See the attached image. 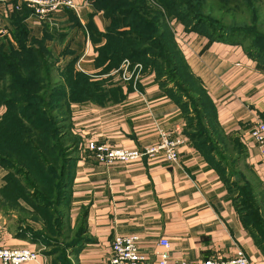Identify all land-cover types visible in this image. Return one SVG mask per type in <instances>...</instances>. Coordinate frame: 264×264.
<instances>
[{
  "label": "crops",
  "instance_id": "1",
  "mask_svg": "<svg viewBox=\"0 0 264 264\" xmlns=\"http://www.w3.org/2000/svg\"><path fill=\"white\" fill-rule=\"evenodd\" d=\"M17 2L0 0V35L7 52L18 48L12 17ZM76 2L80 16L70 8L45 20L31 14L23 32L29 43H42L55 54L61 72L72 68L86 73L98 87L67 101L71 131L78 141L69 189L70 219L73 225L84 222L89 239L73 255L74 263L109 264L112 241L121 233L138 235L140 250L152 258L161 249L159 240L166 237L176 260L228 259L241 249L250 264H264L263 252L240 219L227 175L186 134L183 109L163 86L165 77H159L155 63L136 62L142 69L135 80L124 79L123 65L105 71L99 57L109 43L106 32L112 19L92 0ZM117 26L124 27L121 15ZM169 27L183 67L198 79L218 127L242 145L244 164L264 194V152L250 136L251 129L264 121V63L250 56L243 43L211 39L176 19ZM79 60L83 70L77 68ZM6 110L0 103V117ZM162 132L186 139L177 163L163 154L106 163L87 147L95 141L144 148L159 143ZM18 218L0 208V244L37 250L35 261L22 264H45L39 244L26 238V224Z\"/></svg>",
  "mask_w": 264,
  "mask_h": 264
},
{
  "label": "trees",
  "instance_id": "2",
  "mask_svg": "<svg viewBox=\"0 0 264 264\" xmlns=\"http://www.w3.org/2000/svg\"><path fill=\"white\" fill-rule=\"evenodd\" d=\"M257 1L92 0L113 23V26L107 29L109 43L101 48L99 64L108 71L119 67L125 58H129L133 63H155L159 77H165L163 86L183 109L187 121L186 134L210 162L224 172L230 170L229 173L225 172L228 180L234 175L230 167L235 166L226 160L224 154L234 151L243 159L242 145L227 138L218 127L211 108L204 100V90L198 79L183 67L179 51L172 41L169 21H181L187 29L198 31L214 40L243 43L250 56L264 63V52L256 51L247 42L252 37H264L255 35L251 28L245 25L241 27L242 25L238 24L211 22L210 17L213 16L203 12L208 5L211 8L216 6L218 10H222L223 16L225 9H235L240 3H244L246 9L248 8L253 16L256 14V19H259L262 9ZM183 6H188L189 9L185 10ZM32 13L33 9L26 3H23L20 9H13L12 17L16 25L13 35L18 42L17 49L7 52L4 49L5 38L0 35V103L7 107L4 115L0 117V164L12 171L10 174L16 178H23L24 186L21 185L20 188H24L23 199L28 205L37 209L43 206L46 210L53 205L62 207L58 214H53L51 223V229L58 241L50 239L54 235H49L44 228L39 230L33 227L32 219L28 215L18 218L22 224H26V229H23L25 234L28 233L26 238L44 247L59 241L63 244L67 242V248L73 251L71 254L74 255L89 239L85 236L84 222L73 225L70 219L69 189L78 141L71 131L67 101L73 97L87 95L98 87L97 83L90 81L91 76L86 73L74 72L72 68L61 72L55 54L48 47L42 43H29L23 38V32L26 30L24 20ZM119 15L124 19L122 29L117 26ZM170 73L176 76L177 81L169 82L167 77ZM190 104L194 107L191 112H186ZM54 112L57 114L53 115ZM64 125L70 126L67 127L68 133L64 131ZM70 133L73 140L65 145L64 134ZM220 143L225 145L224 151L219 148ZM208 146L211 149H208ZM37 173L42 176L40 180L37 179ZM8 185L13 186V183L9 182ZM259 186L262 198L260 201L263 205H258V197H253L248 192L247 200L252 202V206L257 204V207L252 215H244V206L237 204L228 182L240 219L264 254V194L260 184ZM38 187L43 189V192ZM37 189L42 193L55 192V200L52 202L44 196L38 197L35 195ZM250 192L252 193V188ZM248 217H251V221ZM46 242L51 243L47 245Z\"/></svg>",
  "mask_w": 264,
  "mask_h": 264
},
{
  "label": "built area",
  "instance_id": "3",
  "mask_svg": "<svg viewBox=\"0 0 264 264\" xmlns=\"http://www.w3.org/2000/svg\"><path fill=\"white\" fill-rule=\"evenodd\" d=\"M22 3L33 9L35 17L45 20L50 14L64 8H70L80 16L81 7L76 0H19L13 8L20 9ZM125 80H134L138 72L142 69L140 63L131 66L129 59L123 63ZM77 68L83 70L82 61H78ZM250 136L260 146L264 152V121H259L250 131ZM184 136L170 137L167 133H161L159 143L149 147L124 148L113 146L108 143L90 141L87 144L89 150L93 151L99 161L106 163H127L141 159L142 157H154L163 154L165 158L173 163L179 161V148L185 142ZM140 238L136 234L115 235L112 241L109 264H250L249 258L243 250H239L236 255L228 259L208 258L195 261L176 260L171 254V242L163 237L159 240L161 249L156 252V257L152 258L140 250ZM38 251L29 247L11 248L0 244V264H22L35 261Z\"/></svg>",
  "mask_w": 264,
  "mask_h": 264
},
{
  "label": "rangeland",
  "instance_id": "4",
  "mask_svg": "<svg viewBox=\"0 0 264 264\" xmlns=\"http://www.w3.org/2000/svg\"><path fill=\"white\" fill-rule=\"evenodd\" d=\"M195 2V1H194ZM19 3V2H17ZM15 3V5L17 4ZM196 3V2H195ZM256 3H259L261 5V17L259 19H256V14L253 16L252 12L247 8L244 3H240L237 8L235 9H230L223 11V16H222V10H218L217 7L215 6L214 8H211V6H207L203 12L204 14H209L213 17H210V21L214 22H219V23H225L228 25L231 24H238L244 25L246 27L251 28L252 32L255 33V35H261L264 37V1L263 0H258ZM23 4V3H22ZM14 5V6H15ZM185 10H188V6H183ZM14 9V8H13ZM248 45H250L251 48L255 49L256 51L261 50L264 52V38L262 39H256L252 37L250 40H247ZM264 56V55H263ZM264 58V57H262ZM129 59V58H126ZM130 60V59H129ZM125 61V59H124ZM124 61H122L121 66L123 65ZM131 64L133 63L130 61ZM135 65V63H133ZM134 67V66H133ZM80 70V69H79ZM171 70V68H170ZM79 72V71H78ZM82 73V72H81ZM169 79V82H173L174 80L177 81L176 76L174 74L169 75L167 77ZM176 78V79H175ZM193 104H190L186 108V112H191L193 109ZM57 112L53 113V115H56ZM193 123V121H192ZM67 124V123H66ZM48 125V124H46ZM68 125V124H67ZM65 126L64 125V131L68 133V128L70 126ZM49 126V125H48ZM50 127V126H49ZM68 127V128H67ZM64 132V133H65ZM66 136L65 141L63 143L68 144L73 140V136L64 134ZM71 136V137H70ZM213 137L216 139L217 137L213 135ZM219 141V140H218ZM219 143V142H218ZM210 147L208 146V149ZM219 148H222L223 151L225 149V145L220 143ZM211 149V148H210ZM74 155V153H73ZM224 156L227 158L226 160L233 164L235 168H231L233 170L234 175L231 177L229 180V185L231 186L232 193L235 196L236 202L238 205H243L242 207L243 214H249L252 215V212L256 209L257 204L261 205L262 202L260 201L261 198V190L260 186L255 178V175L248 169V167L244 164L243 159L238 156L237 153L233 152H225ZM237 166V167H236ZM16 168H14L15 170ZM30 170V167H28ZM33 169V168H32ZM225 170V169H224ZM21 171L24 172V170L21 169ZM20 171V172H21ZM31 171V170H30ZM35 171V169H34ZM226 173H229L230 170H225ZM12 171H9L6 169L3 165L0 164V201H2V204H0V208H4L6 211H13L15 214H17L18 217H24L25 215L29 216L30 219H32V225L33 227L41 230L45 229L48 231L49 235H54V237L50 239H56L58 241V237H55V234L53 230L51 229V223L53 214L56 213L58 214L61 210V206L53 205L49 210L43 209V206H41V209L34 208L33 205H24L25 200L23 199L24 194V188H20V186H24L23 178L22 177H15L12 174ZM25 173V172H24ZM37 179L40 180V177L42 176L37 173ZM43 181V180H42ZM13 183V186L8 185V183ZM252 188V193L250 192ZM40 191L43 192V189L39 188ZM35 190L36 194L38 197L44 196L49 201H54V194H52L50 191H45L44 193L40 192L39 190ZM7 190H12V191H7ZM34 192V193H35ZM248 192L250 193L251 196L253 197H258V203L256 205L252 206V202H249L247 200L248 197ZM231 193V194H232ZM233 196V195H232ZM4 201V202H3ZM26 203V202H25ZM2 205V206H1ZM263 205V204H262ZM43 209V210H42ZM28 210L31 212H28ZM55 210L56 212H53ZM249 221H251V217L247 218ZM75 238V237H74ZM73 239V238H72ZM71 240V239H70ZM47 245L51 242H46ZM68 244L67 242L65 244L57 242L54 245H49V246H41L39 245V248L45 255V264H75V257L71 254V251L69 248H67Z\"/></svg>",
  "mask_w": 264,
  "mask_h": 264
}]
</instances>
